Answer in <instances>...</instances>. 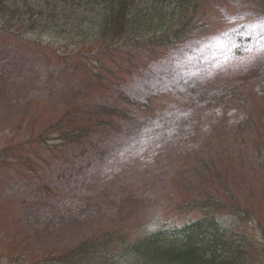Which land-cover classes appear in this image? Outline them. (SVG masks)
I'll return each instance as SVG.
<instances>
[{"label": "rangeland", "instance_id": "obj_1", "mask_svg": "<svg viewBox=\"0 0 264 264\" xmlns=\"http://www.w3.org/2000/svg\"><path fill=\"white\" fill-rule=\"evenodd\" d=\"M197 1L183 41L116 46L87 64L72 50L105 41L80 42L56 20L21 35L0 25L1 255L178 227L218 202L223 227L230 211L252 217L238 230L264 264V0ZM45 2L53 14L79 4ZM66 109L104 126L60 142Z\"/></svg>", "mask_w": 264, "mask_h": 264}, {"label": "trees", "instance_id": "obj_2", "mask_svg": "<svg viewBox=\"0 0 264 264\" xmlns=\"http://www.w3.org/2000/svg\"><path fill=\"white\" fill-rule=\"evenodd\" d=\"M77 2L79 4L73 11L64 9L63 12L53 14V9L49 11L45 0H37L34 3L33 0H0V25L7 31L21 35L27 32L26 30L36 31L37 27H46L45 22L48 23L49 20L51 23L56 20L66 27L72 38L84 42L90 41L87 37L91 35V40L100 38L105 41L103 48H114L119 44L122 47L143 45L150 40L166 46L171 45L173 41L181 42L190 34L194 27L191 23L195 18L198 3L197 0ZM58 3L69 7V0H58ZM43 5L45 11L39 9ZM39 19L45 24L37 23L41 22ZM72 53L76 55L78 52L73 49ZM61 55L64 56L62 53ZM101 110L115 112L108 108ZM65 111L54 129L62 130L59 135L60 142L73 143L89 134L90 128L104 126L98 119L85 118L79 122L74 118L76 114L70 109ZM128 114V111L124 112L123 117L128 119ZM75 133L79 135L75 136ZM202 196L209 200V195ZM197 205L194 204L196 207L191 209L203 211ZM207 205L205 211H208V214L204 213L201 218L179 228H160L155 232L136 235L132 227L123 225L110 231L104 230V235L91 233L92 235L85 237L75 244L76 246L64 250L56 248L54 251L33 255L35 250L32 248L27 256L25 252L14 256L15 252L12 255L9 251L0 254V264L3 260L8 264L17 261L26 264H251L252 255L248 251L255 249L252 248L251 240L238 229H245L240 220L250 222L252 217L241 216L239 209L236 212L231 211V225L226 228L222 225V218L215 214V210L221 205ZM258 230L260 234H264V227L262 229L260 226Z\"/></svg>", "mask_w": 264, "mask_h": 264}]
</instances>
